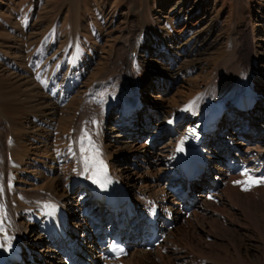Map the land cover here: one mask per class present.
Returning <instances> with one entry per match:
<instances>
[{
  "label": "rangeland",
  "instance_id": "1",
  "mask_svg": "<svg viewBox=\"0 0 264 264\" xmlns=\"http://www.w3.org/2000/svg\"><path fill=\"white\" fill-rule=\"evenodd\" d=\"M73 76L78 83L59 103L63 81ZM243 81L257 97L255 121L240 147L219 137L211 164L231 146L264 151V0H0V143H16L0 178V199L12 188L19 194L13 207H20L12 212L26 218L31 206L41 205L36 195L62 194L64 170L55 180L47 169L68 149L77 156L100 139L101 126L108 163L125 177L122 166H135L145 192L158 176L155 152L179 137L184 110L216 99L229 104ZM130 99L134 134L126 126ZM79 189L68 196L78 199ZM239 190L222 200L213 192L196 196L200 211L174 214V233L165 234L154 263L264 264V186ZM173 199L169 193L160 206L173 207ZM29 227L35 241L40 233Z\"/></svg>",
  "mask_w": 264,
  "mask_h": 264
},
{
  "label": "bare ground",
  "instance_id": "2",
  "mask_svg": "<svg viewBox=\"0 0 264 264\" xmlns=\"http://www.w3.org/2000/svg\"><path fill=\"white\" fill-rule=\"evenodd\" d=\"M191 15L192 14H190V16ZM166 50L164 52L165 55L168 54ZM78 79L79 78H76V76H73L71 79L63 81L58 102L59 100L63 102V100L70 95L68 91L72 89V85L75 86L78 83ZM66 84H68V88ZM241 84V87L239 86L236 90L231 99L232 102L230 101L229 104L225 103L223 99H216L208 102L204 106L202 105L198 109L184 110L183 113L187 112L185 114L188 116L187 118L186 116L182 117V119L180 118L179 120H182L183 124V129L181 133L179 132V137H176L173 142L171 141L170 144L155 152V160L159 163L158 166H160L157 169L158 176L149 182V190L145 192H143L144 190H139L143 177L141 178V175H139L137 176L138 178L135 179L137 175L135 166L133 168L125 165L122 166V169H126V172H128L125 177L122 171L116 172V165L108 163L112 161V159L109 160L111 155H109L107 147L103 144V126L98 127L100 139L94 138L90 140V137H87V140H90L91 143L87 142L88 145L84 150H79V154L77 156L75 154L76 157L72 155L70 149H68L69 151H67L66 155L61 157L59 161H56V159L53 160L52 166L47 169V172L49 176H52L53 179L56 180L60 177L58 175L59 172L64 170L62 177V184L64 187L62 188L65 190L62 191V194H58L59 191L53 189L52 191H47L45 196L40 194L36 195L34 199H36V203L41 205L37 207L36 205L31 206L30 209L32 211L28 213L26 218L19 217L20 215H15L12 212V209L20 208L19 206V208L13 207L15 200L14 196L19 194L15 193L16 191L12 188L6 186L3 189V197L0 199V242L3 243V247H0V260L2 257H7L13 250L20 249L22 251V256L26 255L29 257V261H24V259L23 262L19 263L10 261L11 264H63L61 261L62 255L56 245H65L71 249L75 256L88 259V261L93 264H144L146 261L149 262V264H155L154 261L158 255L157 253L164 246L165 240L153 250L148 249V239L150 236L144 232L139 225H142L143 222H148L158 214L157 219L160 235L164 237L166 234L168 238V236L170 237L174 233L168 226L169 222L171 223L173 220L176 221L174 214L177 213V215L181 217L184 212L186 213V207L193 212L201 210V205L197 204H194L196 206L192 208L195 200L183 204L184 206L186 205V207H181L176 198L173 199V207L165 208L164 205V207L160 206V203L165 202L169 193H171V187L180 182V179L176 178L178 160L181 153L178 149L181 147L183 148L188 137L204 123L210 122L215 116L219 117L217 134H215V136L204 135L202 153L205 163V177L202 178L200 183L195 185V192L197 189H202L201 193L198 192L196 196L201 195V197L206 199L212 194L210 192H213L216 198L222 200L223 194L228 193L229 195L231 193L235 194V196L241 195L243 192L239 189L244 183L240 185L235 183L241 180V178H248V176L243 174L246 170L253 177H264V151H258L252 154L249 150H241L239 148L233 149L231 146L229 150L223 152L225 154L219 156L218 160L211 164L213 159L211 153H217L214 152V149L219 144V137L220 139L224 138L225 140L238 142L239 144L234 145L240 147L243 145L241 141L243 139L242 135L249 133L251 121H253V123L255 121V116L253 115L254 111L245 113L242 110L247 107L246 105H248V103L256 107V104H258V102H256L257 97L252 87H250L247 82L243 81ZM65 88L67 89L65 90ZM127 102L129 111L126 112L128 116L126 126L128 129L130 127L131 132L133 131L134 134L135 130H133V126L137 118L133 117L135 111H131L134 108V102H132L131 99L127 100ZM123 110L124 109L121 110V114ZM254 110L256 109L254 108ZM245 115L246 117H242ZM238 116L241 118L238 119ZM131 119L132 121H130ZM222 121L224 122V127L222 126ZM226 130H228V132ZM231 130H236L235 133L232 134L233 136L228 135V133L231 134ZM5 144L4 142L2 146L0 143V147H4V152H2V154L0 153V161L2 162V164L0 163V178H4L3 181L5 180L3 171L9 158L13 155L11 153L15 151L16 143L13 141L8 142L6 147ZM73 146L74 145H72V147ZM82 147L80 146L81 149ZM221 152L222 151H220V153ZM68 160H72V164L69 169H65L62 164ZM143 160L144 162L149 160L147 155L143 157ZM55 163H57L56 167L54 166ZM131 163L135 165L134 161ZM258 164H261L262 167L257 168ZM241 165L244 166L245 170H242V172L238 174L237 170ZM107 179L116 181L121 186L122 190L129 193L130 201L123 205L119 217L123 226H132L133 228L130 233L125 231L130 247L127 257L113 261H106L104 259L103 251L106 248L101 249L98 246V238L105 230L106 224H109L107 216L110 218V224H113L115 216L111 214V211L107 210L104 204H101L98 194L92 193L93 190L95 191L98 188L96 186L97 180ZM1 183L3 184V182ZM77 186L80 188L77 194L78 199H76L75 196H68L72 188ZM262 186H264V184H262ZM146 188L148 189L147 186ZM133 190L138 191L139 195L135 196ZM146 194H148V196ZM225 198L228 197L226 196ZM16 217L19 220L25 219L29 226L34 227L33 229L31 228L32 231L30 234H37L39 231L40 234L35 241H31L28 237L27 230L30 227H24L22 223L16 220ZM180 217L177 216V220L180 219ZM6 236L11 238L10 243L6 239ZM33 253L36 255H33ZM77 263L79 264V261H77Z\"/></svg>",
  "mask_w": 264,
  "mask_h": 264
},
{
  "label": "snow or ice",
  "instance_id": "3",
  "mask_svg": "<svg viewBox=\"0 0 264 264\" xmlns=\"http://www.w3.org/2000/svg\"><path fill=\"white\" fill-rule=\"evenodd\" d=\"M85 135H87V134H85ZM90 143H91V141H89ZM179 151H183V148L181 147V148H179L178 149ZM244 175H246V176H248V180L247 181H245V182H243V183H245L246 184V187H245V190H248V187H251L252 185H256V184H262V183H264V177H261V178H254L253 176H251L247 171H245V173H243ZM237 183H242V182H237ZM6 239L9 241V243H10V239L11 238H8L7 236H6ZM0 247H3V243L2 242H0Z\"/></svg>",
  "mask_w": 264,
  "mask_h": 264
}]
</instances>
